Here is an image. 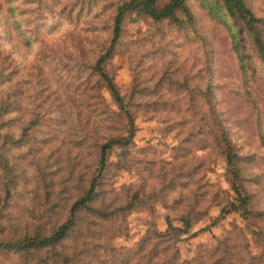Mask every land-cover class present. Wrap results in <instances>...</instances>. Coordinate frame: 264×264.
Listing matches in <instances>:
<instances>
[{
  "label": "rangeland",
  "instance_id": "obj_1",
  "mask_svg": "<svg viewBox=\"0 0 264 264\" xmlns=\"http://www.w3.org/2000/svg\"><path fill=\"white\" fill-rule=\"evenodd\" d=\"M123 1L0 0V240L50 234L95 180L62 240L0 249V264H168L165 238L142 240L169 225L181 232L165 241L187 264L227 234L229 250L264 264V0H245L256 29L221 0H187L182 23L128 11L102 63L121 107L95 64ZM126 111L132 138L100 167L101 143L128 136ZM223 134L239 155L246 215L231 209Z\"/></svg>",
  "mask_w": 264,
  "mask_h": 264
},
{
  "label": "trees",
  "instance_id": "obj_2",
  "mask_svg": "<svg viewBox=\"0 0 264 264\" xmlns=\"http://www.w3.org/2000/svg\"><path fill=\"white\" fill-rule=\"evenodd\" d=\"M187 0H166L164 2H160V0H125L122 3L117 5L115 10L114 18H113V37L108 45V47L99 55L96 60L95 69L98 74L104 79L106 86L116 102L119 106L123 107V97L111 77V75L103 68V61L108 58L113 48L116 44L117 38L121 32L122 21L125 14L128 11H136L139 13L146 14L153 19H162L169 18L176 23H182L185 21H190L192 19V13L190 8L186 2ZM226 12L233 17L234 19H240L247 27L250 29H256L259 18L255 15L253 10L247 4L245 0H221ZM182 16H180V15ZM260 46V45H259ZM260 51L262 56L264 57V48L260 46ZM1 69V68H0ZM1 73V72H0ZM3 104V99H0V109ZM126 116L129 122V133L127 137H113L110 138L100 145L99 152V165L103 166L106 158L107 149L114 143H120L127 140H130L133 135V118L131 114L126 111ZM223 150L225 154L226 164L230 173V181L232 182V187L236 194L238 195L239 202H231V209L238 210L242 209L244 215L247 212V195H243L240 191L239 185L236 183L239 178V167H238V159L239 155L235 151L233 144L230 142L226 135L223 134ZM99 167V168H100ZM95 187V180L92 179L89 188L86 190L85 194L81 196L79 199L75 200L71 208L69 210V217L59 224L50 234L32 236L25 235L23 237L17 239H8V240H0V249H11L15 251H23L29 252L32 249H41L48 246H53L57 244L60 240H62L69 230L74 225V213L75 210L79 207H88V200L93 197ZM132 206V202L127 201L124 205L120 206L119 209L129 208ZM98 211L102 215H106L111 213V211H105L103 209L97 208L94 209ZM224 209H221V212L224 213ZM222 213V214H223ZM174 229L181 232V228L175 225H169L164 231L154 230L152 235L147 236L142 240L144 241L150 240L151 237H161L166 239H170V230ZM231 234H227L224 238L218 239L216 243L209 249L208 257L203 259L201 256L199 258L198 264H258L257 262L261 261L260 255L251 254L248 256V260L239 252L234 251L232 249L229 250L227 246L232 244ZM148 239V240H147ZM164 248L161 250L164 253L169 254V257L166 258V263L168 264H187L185 261H181L178 253V249L174 243L170 246L168 244V240L165 241ZM235 247V245H232ZM149 251L154 253H159L160 250L156 251L155 248L149 249ZM67 261V259H65ZM257 261V262H256ZM122 262V261H121ZM55 264V263H54Z\"/></svg>",
  "mask_w": 264,
  "mask_h": 264
}]
</instances>
